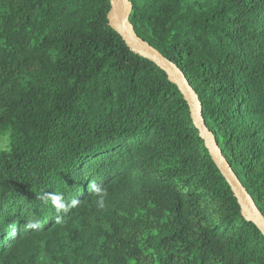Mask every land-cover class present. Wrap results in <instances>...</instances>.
Segmentation results:
<instances>
[{
  "label": "trees",
  "instance_id": "obj_1",
  "mask_svg": "<svg viewBox=\"0 0 264 264\" xmlns=\"http://www.w3.org/2000/svg\"><path fill=\"white\" fill-rule=\"evenodd\" d=\"M128 2L264 219V0ZM109 6L0 0V264H264L177 87Z\"/></svg>",
  "mask_w": 264,
  "mask_h": 264
},
{
  "label": "water",
  "instance_id": "obj_2",
  "mask_svg": "<svg viewBox=\"0 0 264 264\" xmlns=\"http://www.w3.org/2000/svg\"><path fill=\"white\" fill-rule=\"evenodd\" d=\"M129 10L130 5L128 0H110L109 10L106 15L109 26L120 35L130 49L163 70L166 73L169 82L177 87L180 95L189 108L192 124L203 141L204 147L211 160L214 162L220 174L223 176L232 193L236 197L243 218L246 221L253 223L264 235V219L255 208L251 199L245 193L231 168L226 163L212 134L206 129L195 93L190 88L180 71L173 64L164 59L157 50L135 35L126 17Z\"/></svg>",
  "mask_w": 264,
  "mask_h": 264
},
{
  "label": "clouds",
  "instance_id": "obj_3",
  "mask_svg": "<svg viewBox=\"0 0 264 264\" xmlns=\"http://www.w3.org/2000/svg\"><path fill=\"white\" fill-rule=\"evenodd\" d=\"M93 189H94V191H95V193L97 195L101 196V199L98 201V206L102 208L104 206V202H103L102 196L106 195V193H104L103 190L99 186H96V185H93ZM50 199H51V203L54 205V207L58 211L67 210V206L64 203H62L61 196H59V195H51ZM76 203H77V201H72V206H75ZM35 226H36L35 224H30L29 225V227H35Z\"/></svg>",
  "mask_w": 264,
  "mask_h": 264
},
{
  "label": "rangeland",
  "instance_id": "obj_4",
  "mask_svg": "<svg viewBox=\"0 0 264 264\" xmlns=\"http://www.w3.org/2000/svg\"><path fill=\"white\" fill-rule=\"evenodd\" d=\"M7 147V137L2 138V142L0 144V148L5 149Z\"/></svg>",
  "mask_w": 264,
  "mask_h": 264
}]
</instances>
